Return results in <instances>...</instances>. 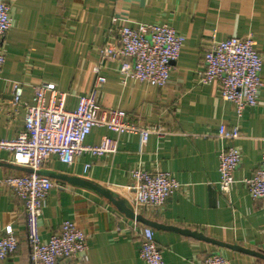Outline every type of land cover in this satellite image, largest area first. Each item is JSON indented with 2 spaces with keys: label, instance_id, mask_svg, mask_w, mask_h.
<instances>
[{
  "label": "crops",
  "instance_id": "crops-1",
  "mask_svg": "<svg viewBox=\"0 0 264 264\" xmlns=\"http://www.w3.org/2000/svg\"><path fill=\"white\" fill-rule=\"evenodd\" d=\"M2 1L10 7L11 26L0 40L5 53L0 138H13L23 129L24 105L31 102L34 85L54 83L67 93L66 108L72 109L78 95L91 91L98 75L104 77L96 96L102 108L118 109L129 121L161 131L150 133L142 143L139 133L94 126L84 143L97 145L103 137L114 138L115 153H82L71 164L50 155L40 168L54 182L38 218L40 239L48 241L63 221L70 220L87 234V264H146L138 253L140 236L134 222L146 224L120 211L97 189L103 187L146 219L229 245L151 226L162 264H201L212 253L229 264H264V257L247 251L264 252V200L253 199L245 183L259 166L264 148V0ZM140 22L170 23L185 36L164 87L134 78L122 83L119 61H100L99 47L115 40L114 25L135 27ZM248 34L262 57V86L256 104L238 114L221 97L217 82L202 83L200 74L213 38ZM15 81L23 83L16 107L10 104ZM221 125L237 126L241 133L233 140L241 160L228 193L218 187V156L231 143L217 136ZM21 167L11 153L0 151V234L11 225L18 240L15 251L0 264H31L24 206L4 182L25 173ZM135 169L168 172L180 187L161 207H135L129 187Z\"/></svg>",
  "mask_w": 264,
  "mask_h": 264
},
{
  "label": "built area",
  "instance_id": "built-area-1",
  "mask_svg": "<svg viewBox=\"0 0 264 264\" xmlns=\"http://www.w3.org/2000/svg\"><path fill=\"white\" fill-rule=\"evenodd\" d=\"M116 23V17L112 19ZM11 26L10 7L0 0V40ZM115 40L99 47L100 61H119L118 75L122 83L134 78L152 86L164 87L169 79L172 63L178 58L185 36L170 23H137L135 27L114 25ZM5 53L0 48V73ZM202 83L216 81L223 99L230 101L238 114L245 107L254 106L262 86V57L253 48L251 34L225 39H212L203 56ZM100 66L94 68L98 74ZM104 77L98 75L94 87L86 95H78L74 108H66L67 93L51 82L33 86L32 99L24 105V126L13 138H0V151L11 153L14 163L30 168L31 172L4 179L25 210L26 239L31 264H87V234L73 221H63L48 241L39 237L38 218L45 198L54 185L48 176L37 173L50 155H56L71 164L82 153L104 155L117 151V140L103 137L97 145H87L84 138L94 126H105L122 133L141 135L142 143L152 132L160 134L155 126H140L126 118L123 111L102 108L96 102L98 88ZM23 83L12 85L10 104H20ZM3 101L0 97V113ZM217 136L231 143L219 154V190L228 193L234 183L233 173L239 166L241 151L233 140L241 136L239 127L221 125ZM89 164L85 165L87 168ZM135 207H161L179 189L180 183L165 171L135 169L132 173ZM249 195L264 200V148L259 166L245 179ZM136 215V213H135ZM140 236L139 256L146 264H162V254L154 240L151 226L134 222ZM18 240L11 225L0 234V261L15 251ZM264 251V246H263ZM201 264H229L219 253L205 256Z\"/></svg>",
  "mask_w": 264,
  "mask_h": 264
},
{
  "label": "water",
  "instance_id": "water-1",
  "mask_svg": "<svg viewBox=\"0 0 264 264\" xmlns=\"http://www.w3.org/2000/svg\"><path fill=\"white\" fill-rule=\"evenodd\" d=\"M25 172H31L32 170L30 168H27V167H21ZM37 173H40V174H43L45 175V173L41 170H38ZM64 179V178H63ZM97 188V187H96ZM99 191H101L103 194H105V196L107 198H109V200L122 212H124L126 214V216H128L129 218H133V219H136L137 221H140L142 222L143 224H146V225H149V226H152V227H160V228H170V229H174V230H177L179 232H182V233H185V234H191V235H196L198 237H202V238H205L206 240H210L212 241L213 243H217L219 245H223V246H229L228 244H225V243H221V242H217V241H214V240H211V239H208L206 237H203V235H201L200 233L198 232H195V231H190L189 229H182V228H179V227H176V226H171V225H163V224H159V223H156L155 221H151L149 219H146L144 218L142 215L140 214H136L134 213L133 211V208L131 207V205L125 200V199H122V198H119L115 193H112L110 191H108L107 189L103 188V187H99L97 188ZM248 252L252 253V254H255V255H258V256H261V257H264V252H256V251H249L247 250Z\"/></svg>",
  "mask_w": 264,
  "mask_h": 264
}]
</instances>
